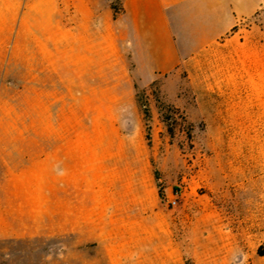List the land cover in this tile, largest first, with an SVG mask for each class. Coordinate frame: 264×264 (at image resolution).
Wrapping results in <instances>:
<instances>
[{
    "label": "rangeland",
    "instance_id": "374dc122",
    "mask_svg": "<svg viewBox=\"0 0 264 264\" xmlns=\"http://www.w3.org/2000/svg\"><path fill=\"white\" fill-rule=\"evenodd\" d=\"M35 1L51 16L36 85L0 71V264H264V3L196 63L142 82L124 30L155 0ZM137 176L157 216L139 234L103 218L92 248L80 215Z\"/></svg>",
    "mask_w": 264,
    "mask_h": 264
},
{
    "label": "crops",
    "instance_id": "0c3cea01",
    "mask_svg": "<svg viewBox=\"0 0 264 264\" xmlns=\"http://www.w3.org/2000/svg\"><path fill=\"white\" fill-rule=\"evenodd\" d=\"M263 3L264 0H155L153 8L149 9V14L141 13L134 19L135 25L130 23L125 26L126 38H132L129 44L128 41L125 42L127 44L125 55H130L135 62V74L142 82H149L152 73L156 70L163 71L171 65L184 64L187 60L196 63L200 60L199 57L208 54L210 49L220 47L221 40L227 37L241 20L255 15ZM25 5L27 9L21 11L22 6ZM38 20L51 22V16L47 10L37 9L35 0H0V71L18 77L19 67L27 69L29 72L27 85L31 87L36 85V81L30 79V72L34 66L33 46L36 37L39 36ZM21 28L23 38L19 35ZM225 43H234V38H229ZM4 76L1 73L0 80H3ZM130 180L127 186L130 190L125 193V197L120 198L117 192L114 194L113 191H103L100 193L102 202L108 200L110 204L101 202L98 215L86 212L83 216L80 215L85 221L90 218L93 221L92 225L85 224V230H90L91 227L93 231L90 242L85 238L86 243L89 242L92 248L97 246L96 235L102 234L99 232L100 228L106 227L100 224L103 218L108 219V230L111 225L117 229H129L125 228L130 227L129 224L122 225L121 222L119 226L120 223H115L118 216L123 219H133L134 223L130 224L134 229L130 230H135L133 232L137 234L136 229L142 223L157 216L154 210L156 201L153 192L150 193L149 198V194L144 191L145 188L149 189L152 186L151 180L149 178L144 180L138 176L131 177ZM80 196L85 198V207L91 205L88 202L89 193L84 192ZM150 200L154 204L153 215H150ZM114 202L117 209L113 206ZM158 209L165 211L161 207ZM173 215L171 211L168 213L166 232L170 236L171 244L177 245L174 239Z\"/></svg>",
    "mask_w": 264,
    "mask_h": 264
},
{
    "label": "bare ground",
    "instance_id": "6f19581e",
    "mask_svg": "<svg viewBox=\"0 0 264 264\" xmlns=\"http://www.w3.org/2000/svg\"><path fill=\"white\" fill-rule=\"evenodd\" d=\"M39 17H40V16H39ZM46 22L49 23L50 20H46ZM40 23H41V21L38 20V21H37V34L43 36V35H45L48 31L46 30V28L41 27L42 24H40Z\"/></svg>",
    "mask_w": 264,
    "mask_h": 264
}]
</instances>
